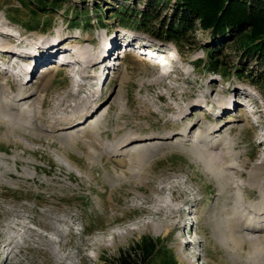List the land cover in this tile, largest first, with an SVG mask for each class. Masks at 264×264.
<instances>
[{"label": "rangeland", "instance_id": "1", "mask_svg": "<svg viewBox=\"0 0 264 264\" xmlns=\"http://www.w3.org/2000/svg\"><path fill=\"white\" fill-rule=\"evenodd\" d=\"M123 2L133 5L132 0H65L56 9L42 11L30 0H0V22L26 34L30 42L45 38L37 45L58 34L65 40L87 38L74 43L76 50H86V57L99 52L112 36L141 41L160 53L173 49L172 43L156 44L134 27L123 29L110 15L112 6ZM76 13L86 21L75 24ZM194 37L204 46L213 41L198 27ZM237 46L235 40L222 46L228 76L196 67V59H206L197 46L181 56L183 73L169 80L160 81L142 55L129 52L123 59L113 58L110 68L106 62L87 68L80 60V65L59 66L53 72L47 64L28 84L13 82L16 89H29L33 120L29 127H15L0 116V264H55L54 252L63 258L59 264H109L143 236L162 239L177 264H252L250 243L261 232L237 229L244 242L232 249L224 221L235 194L242 208L264 209V90L241 75L245 68L263 73V66L256 58L240 57ZM5 83L1 74L0 93ZM194 100L201 106L192 107ZM90 108L95 109L92 116L78 119L69 130L100 116L97 135L80 131L73 142L64 139L67 128H54ZM207 121L217 128L215 137L230 138L233 180L212 173L190 150V136H182L185 125L192 127L190 135L205 133ZM126 135L138 137L142 145L161 147L140 158L141 165L136 156L144 154V146L131 158L106 151V145ZM90 146L97 151L93 157ZM128 147H119L118 153ZM221 151L212 146L205 155L220 162ZM122 158L125 162L120 163ZM38 227L49 236H39ZM58 227L69 232L65 238L58 236L59 241Z\"/></svg>", "mask_w": 264, "mask_h": 264}, {"label": "trees", "instance_id": "2", "mask_svg": "<svg viewBox=\"0 0 264 264\" xmlns=\"http://www.w3.org/2000/svg\"><path fill=\"white\" fill-rule=\"evenodd\" d=\"M33 5L45 11L56 9L65 0H30ZM138 2L140 6L137 7ZM112 6V14L123 27H134L146 33L154 42L172 43L182 56L194 47L200 46L206 59L195 60L196 67H205L229 75V62L222 49L228 41L235 40L241 55L256 58L263 66V73L230 66L245 75L250 84L264 90V0H132ZM101 11V6L96 5ZM32 11L36 8L32 6ZM75 24L84 23L87 18L76 13ZM73 16L70 18L73 19ZM69 19V22L70 20ZM101 16L98 20L101 23ZM196 27L209 32L213 41L208 46L199 44L194 37ZM224 57V61H223ZM173 158L177 156L173 155ZM22 192V191H21ZM109 264H177L160 238L143 236L129 247L119 252Z\"/></svg>", "mask_w": 264, "mask_h": 264}, {"label": "bare ground", "instance_id": "3", "mask_svg": "<svg viewBox=\"0 0 264 264\" xmlns=\"http://www.w3.org/2000/svg\"><path fill=\"white\" fill-rule=\"evenodd\" d=\"M0 27L4 28L8 32L11 31V29L7 28L4 23L0 22ZM62 37L63 36L58 34V36L53 38V39L49 38L46 41L39 42L38 43L39 46H41V45H43V46L53 45L54 46L55 43H57V44L55 45V49L53 50V52L51 54L48 51H45V50H42L40 53H38L39 57L35 61V63H34L33 59L31 57H29V56H25V55H22V54H17L16 55V57L19 56L21 58V60H24L25 62L29 61V62H31V64L34 63L33 67L32 68L30 67V69L27 71V73L25 75V82H23V80H20V83L18 85H20L22 83L28 84L29 82H31V80L33 78V75L35 74L36 71H38L39 67L47 65L48 63H49L48 66L50 68L49 69L50 71L52 70L53 72H56L57 70H59L58 69L59 65L57 63L50 62L51 60H54V59H57V58H61L63 60H72L71 65L72 64L80 65V63H82V62H80V60H81V61H83V63L84 62L87 63V68H89V66H90V67H93L95 69V68L99 67L100 65H102L105 62H107L108 60H110L113 57V55L115 53V50L117 48L116 46L119 45V43H120V39H117L116 36H114V37L112 36L113 38L111 37V40L107 41V43L104 45V47L101 46L102 48L96 54H92V56L86 57V50H84V48H78V50H75V55L73 57V49L76 48L75 47L76 45L74 43H81L82 44L84 42H87L88 39L87 38H83V37L82 38L81 37H73L71 39H66L69 42H71L69 44V43H66L65 38L63 39ZM132 37H133V35H132ZM67 38H70V37L67 36ZM42 39H45V38L39 37L36 42H38V41H40ZM36 42L34 43V45H37ZM107 44H110V45L108 46ZM0 47H2V49H3L4 53H5V55H3L4 57H8V58L14 57L15 54L10 50L11 47H9L7 43L0 42ZM68 52H70L71 55H68ZM161 53H163V52H161ZM120 54H122V53H120ZM136 55L138 56V54H136ZM178 57L180 58L181 56H178ZM71 65H66L65 64L64 66L69 67ZM112 65H113V63H112ZM24 67L25 66H23V68H22L23 70H24ZM74 68H75V66H74ZM69 71H72V69L69 70ZM103 74H101V76ZM50 78H47L46 81L44 80L45 83H41V84H43V86H45L47 83H49ZM95 84H96V82H95ZM2 89H3V92L0 93V116H1V118L3 117L5 122H7V123H9V125H12V126H15V127L16 126L17 127H21V125L22 126L25 125L24 127H26L28 125V127H29V125L32 124V120H33V116H32L33 115L32 114L33 110L31 109L30 104H28V100L31 97V94L29 92H27V90H29V89L23 90V89H21V87L16 89V88L13 87L12 84H8V82L5 83V87L2 88ZM101 89H102V87H101ZM194 101L195 102L192 103V107L201 106V103H199V101H196V100H194ZM43 103H44V101L41 100L39 102L40 106ZM219 103L220 102L218 101V104ZM75 104L76 103H74V105ZM219 106H222V103L219 104ZM231 107L232 106L228 105L226 108L230 109ZM91 108H90V110H87V112L84 113V116H81V117H78V118H74V120L70 119V121L68 120V122H65L61 118L62 119V122L60 121L61 125H55L54 128L55 129L67 128V130H69V128H74V126L78 122L77 121L78 119H82L83 118L82 121H85V119H87L88 116H90V115L92 116V113H94L95 109H91ZM61 110H63V109L61 108ZM64 110H66V109H64ZM222 111H223V109H222ZM185 113H186V111L184 113H182V115L179 116V120L178 121H182V117L184 116ZM61 114H63V113H61ZM66 116H68V115H66ZM74 116L76 117V114ZM74 116H72V117H74ZM52 117H54V116H52ZM217 117H219V116H217ZM100 121H101V117L100 116H97L94 119H93V117L91 119L88 118V120H86V122H83V124H81L80 128H78L77 130L71 129L69 131H66L64 133V139H67L69 141H73L74 142V140H77L78 137L80 136V131L86 132L87 129H88V134L95 136V135H97L99 133V128H100L99 127V123H100ZM208 124H209V128L205 129V133H202L200 131L199 133H197L195 135H190L192 127L191 126L188 127V125H185L184 126V130L182 132V136H186L188 138L190 136V139H191V142L189 141L191 143L190 144V146H191L190 150L192 151V153L195 156H197L198 159L199 158L201 159L199 161H201V163L203 162L204 166H207L211 170L212 173H214L217 177H221V178L223 177L226 180H230V179L233 180L232 179L233 178V171L232 170H234L235 167L233 165L234 164L233 159H232V157H231V155L229 153L230 152L229 151L230 150V145H229V141H230L229 139L230 138H229V136H223L222 137V136H219V135H217V137H215L214 134L217 131V128L216 127L214 128L211 125L212 123L207 121V125ZM154 137H151V138H154ZM148 139H150V138H148ZM117 141H118L117 144L106 145L105 146L106 147V151L110 150V152L113 155L121 154V155L130 157V155H132V153L133 154L134 153L139 154V152H138L139 150L138 149L144 146L143 149H142L144 151V154H142L141 156L140 155L136 156L137 157L136 161H138V164H140V165H141V163H143V161L140 158L147 157V155L149 153H151L152 151L156 152L158 147L159 148L161 147V146H157L155 144L148 145V146H145V144L142 145V143L138 142V141H142V140H139L138 137L131 136V135H126L125 137H122L120 140H117ZM212 146H219V148L222 150L221 152H223V153H222V155L220 154L221 155L220 157L223 158V161L219 157L222 162L221 161L220 162H215L214 159H212V158L209 159V158L206 157V155H207L206 151L209 148H211ZM119 147L120 148L128 147V149H125L126 150V151H124L125 154H124V152L118 153V151H119L118 148ZM89 148L91 149L90 152L92 154L90 156L93 157L96 154V152H97L96 148L92 147V146H90ZM118 160H119L120 163L125 162L123 160V158L122 159H118ZM262 163H263V161H262ZM237 199L238 198H237V196L235 194L234 195V201L235 202H234L233 206H231L230 209H226L225 210L226 217H225L224 221H225L226 231H227V238L226 239L229 240L230 242H232V244H233L232 245V249H234L236 247H242L241 246V241L244 240V239H242V237L238 233H236L237 229H240V228L241 229H247L250 232L251 231L252 232L260 231L262 235L259 238H256L254 241H252L250 243V248H249L250 250L248 251V261H249V263H252V264L253 263H258V264L262 263V264H264V209H263L262 206H251L250 210H246L245 208H242L241 205H238ZM57 234H58L57 236L63 237L62 232L58 231ZM11 240L12 239H10V241ZM10 241H9V243H11ZM242 242H244V241H242ZM6 243L7 242H5V245H6ZM57 256L58 255H56V253L54 252V258L56 259V263L55 264H59L60 263L59 260L63 259V258H58ZM73 262H74V264H76L75 260L72 261V263ZM69 264H71V263H69Z\"/></svg>", "mask_w": 264, "mask_h": 264}]
</instances>
